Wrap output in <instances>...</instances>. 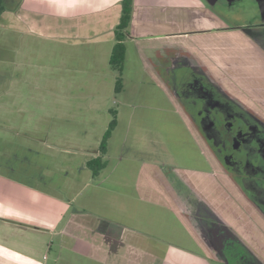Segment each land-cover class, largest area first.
I'll list each match as a JSON object with an SVG mask.
<instances>
[{
    "label": "rangeland",
    "instance_id": "obj_1",
    "mask_svg": "<svg viewBox=\"0 0 264 264\" xmlns=\"http://www.w3.org/2000/svg\"><path fill=\"white\" fill-rule=\"evenodd\" d=\"M22 2L3 0L4 12L0 16V176L36 184L63 198L75 196L78 209L84 205L97 214H109L116 221L117 214L122 212L124 221L135 222L141 233L148 235L144 240L149 246L144 247H151L160 256L169 253L172 264H195L184 253L186 250L206 257L196 243L199 232L191 219L184 218L191 230L187 231L173 211L192 207L185 191L188 196L200 197L208 192L205 196L209 211L204 210L217 214L220 208L218 217L228 223L234 219L232 228L238 236L251 241L250 234L243 230L244 223L239 226L237 216L232 214L229 218L224 211L231 199L215 184L207 185L209 177L200 173L212 169L224 187L226 179L217 158L207 151L204 139L183 116L187 105L181 102L182 109L175 103V92L181 93L178 89L183 87L184 70L173 65L182 58L152 56L148 49L138 51V44L127 40L122 89L117 93L115 82L119 73L109 65L113 40H106L103 35L76 33L73 26L54 16L46 18L30 11L28 17ZM202 2L206 9L220 16L227 28L217 30V42L209 44L207 40L195 39L190 43L182 41L183 46L188 48L190 44V59L204 63L216 82L226 69L232 68L233 88H224L264 122V55L256 52L260 44L240 30L244 28L251 31V36L264 40V0H239L231 7L223 1L218 5ZM180 12H174L173 20L178 19ZM171 64L173 68L166 75L159 70ZM169 78L179 81L162 88L159 83H166L164 80ZM218 109L217 116L227 112L223 105ZM112 111L116 112L117 126L104 156L108 166L97 179L89 180L87 175L91 172L83 166L84 159L99 147ZM235 123L232 119V123L221 127L232 130ZM212 163L217 167L211 168ZM143 164L149 167L148 176H140ZM176 181L172 188L168 186ZM165 193L170 194L171 210L158 205L167 200ZM252 214L253 240L255 245H264V219ZM6 240L0 238L2 244ZM49 240L58 241L57 237ZM23 246L15 248L25 251ZM30 246L39 252V257L46 255L48 264L58 249L49 250L43 242ZM63 254L67 256V251ZM205 264L217 263L207 260Z\"/></svg>",
    "mask_w": 264,
    "mask_h": 264
},
{
    "label": "crops",
    "instance_id": "obj_2",
    "mask_svg": "<svg viewBox=\"0 0 264 264\" xmlns=\"http://www.w3.org/2000/svg\"><path fill=\"white\" fill-rule=\"evenodd\" d=\"M22 5L28 17L32 14L30 11L36 15L42 14L46 18L54 16L53 18L58 21L64 20V23L73 26L72 30L74 29L76 33L82 32L84 36L90 34L91 37L103 35L105 36L104 39L109 41H114L113 31L121 14V0H23ZM178 10L181 11L180 15L176 16L178 17L177 20H173V14ZM195 19L196 21L193 23ZM222 26L225 27L226 25L222 20L217 19L211 9H206L202 0H133L129 36L125 40V45L126 41L130 40V42L138 44V51L148 49L152 56L156 54L166 56L165 54H167L170 58L176 55L190 57L192 56L190 52L192 50L189 49L191 48L190 44L188 48H185L182 41L190 43L191 40L196 39L199 41L207 40L209 44L217 42L215 40L217 28ZM192 32L198 34L193 35ZM222 35L225 36V34ZM193 46L195 47V45ZM213 49L215 48L213 47ZM171 52L173 53L170 54ZM188 59L190 60V58ZM192 61L202 65L203 69L210 75V70L204 63L196 58ZM169 66H162L160 69L154 67V70H162L166 75L170 71L171 65ZM231 70L232 68L226 69L224 73H229ZM164 82L166 83L159 84L162 85V88L168 87L166 85L169 83L165 80ZM227 93L231 94L228 91ZM176 102L183 109V105L175 100ZM183 113L187 120L184 110ZM205 147L207 151L211 152L207 146ZM97 155L98 148L88 154L84 159L83 166L87 168L86 162ZM145 165L140 166L144 168L140 176H148L147 174L150 173L149 167L146 168ZM214 166L217 167V164L212 163L211 168ZM85 168L81 171L82 174L86 170ZM155 173L152 172V175H156ZM200 173L209 177L206 182L207 185L209 183L215 184L223 195L231 199V205L224 210L227 217L230 218L231 213L236 215L237 224H239V219L247 220L249 218L248 211L250 212L252 209L248 207L244 194L233 184L225 172L221 173L223 179H226L224 189L215 171L210 169L207 172L206 170L200 171ZM152 175L150 174V176ZM97 177H92L90 173L87 175L89 180H95ZM74 178L75 176H73ZM172 184L175 183L170 182L168 186L172 188ZM165 194L167 200H162V203L158 202V205L171 210V205L168 203L170 194ZM205 194L208 192L205 191L202 194L203 197L193 195L202 203L205 210L209 211ZM171 199L173 200V198ZM75 200V196L63 198L60 194L36 184L6 175L0 176V232L5 231V233L0 234V238L5 237L14 245L11 247L7 240L6 244L0 242V264H7L6 261H10L9 264H15L12 263V260L22 261L23 264H48L49 258L46 255L39 257V252L30 246L41 242L49 250L52 247L58 248L51 264H172V256H169V253H163L160 256L152 251L151 247H144L149 246L144 240L148 235L141 233L142 231L139 230L135 222L128 224L132 221L126 219L124 221V218H121L122 214H120L122 212L117 214L118 219L116 221L109 214H97L84 205L78 209L75 207ZM237 201H239L238 204ZM239 203L244 208H241ZM215 205L216 210L217 204L215 203ZM179 207L181 208L180 204ZM177 210L173 211L187 228L188 224L184 220L187 215L183 210ZM220 210V208L217 210V214ZM217 214L212 213L211 215L217 217ZM221 219L228 223L224 218ZM233 222L234 219L233 221L231 219L228 224L233 226ZM192 230L193 232L197 231L194 228ZM187 231L191 230L187 228ZM196 234V243L199 244L207 257L211 256L209 250L200 243V235ZM52 237H57V243L49 240ZM45 238L47 241H44ZM23 242L25 243L24 246L22 245ZM19 245L25 247L26 250L16 249L15 247H19ZM169 249L177 250L171 246ZM65 250L67 256L63 254ZM180 252L183 251L180 250ZM184 253L188 254L195 264L207 262L203 258V254H195L187 250Z\"/></svg>",
    "mask_w": 264,
    "mask_h": 264
},
{
    "label": "flooded vegetation",
    "instance_id": "obj_3",
    "mask_svg": "<svg viewBox=\"0 0 264 264\" xmlns=\"http://www.w3.org/2000/svg\"><path fill=\"white\" fill-rule=\"evenodd\" d=\"M220 1L231 7L239 0H217V5ZM219 17L217 14V19L221 20ZM225 28L227 25L217 29L225 30ZM240 30L260 44L256 52L264 55V40L251 36V31L244 28ZM175 57L182 58V61L173 66L184 70L181 79L183 87L180 86L181 88L178 89L181 93L175 92V100L187 105L185 115L189 127L195 128L199 136L204 139L206 146L217 158L220 168L244 194L248 207L252 209L248 211L247 220L239 219L244 223L243 230L250 234L251 241L244 239L245 242L231 225L218 216L206 212L202 203L194 195L188 196L185 191L187 201H191L193 205L184 207V212L199 232L200 243L211 254L209 257L203 255V258L217 264H264V245L261 242L255 245L252 230L253 212L260 220L264 219V122L241 105L235 95L228 94L224 89V86L233 88L232 70L218 76L216 83V79L212 80L203 66L189 60L190 57L185 55ZM173 66L171 64V68ZM178 81L176 79L170 81L169 78L167 82L176 85ZM220 105H223L224 109L226 107L227 112H224L225 115L217 116ZM228 116H232L236 122L232 130L221 127L227 122L232 123L231 117Z\"/></svg>",
    "mask_w": 264,
    "mask_h": 264
},
{
    "label": "trees",
    "instance_id": "obj_4",
    "mask_svg": "<svg viewBox=\"0 0 264 264\" xmlns=\"http://www.w3.org/2000/svg\"><path fill=\"white\" fill-rule=\"evenodd\" d=\"M133 11V0H121V14L118 24L114 28V44L111 49L109 57V65L113 70L119 73V77L115 82V91L118 93L121 91V75L124 67V61L126 57V45L125 40L129 36V25L131 22ZM4 12L3 0H0V16ZM112 119L108 124V128L104 132L99 147L98 155L86 162V167L90 170L92 177H97L101 170L105 169L107 162L104 160V156L107 153L108 140L111 138L113 131L117 126L116 112H111Z\"/></svg>",
    "mask_w": 264,
    "mask_h": 264
},
{
    "label": "water",
    "instance_id": "obj_5",
    "mask_svg": "<svg viewBox=\"0 0 264 264\" xmlns=\"http://www.w3.org/2000/svg\"><path fill=\"white\" fill-rule=\"evenodd\" d=\"M217 2V0H207V3L209 5H214Z\"/></svg>",
    "mask_w": 264,
    "mask_h": 264
}]
</instances>
